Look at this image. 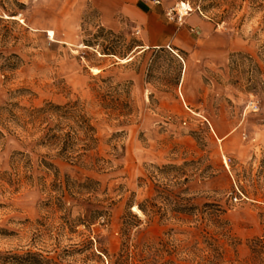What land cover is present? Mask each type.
Listing matches in <instances>:
<instances>
[{
  "label": "rangeland",
  "instance_id": "374dc122",
  "mask_svg": "<svg viewBox=\"0 0 264 264\" xmlns=\"http://www.w3.org/2000/svg\"><path fill=\"white\" fill-rule=\"evenodd\" d=\"M160 4L0 0V264H264V0Z\"/></svg>",
  "mask_w": 264,
  "mask_h": 264
},
{
  "label": "crops",
  "instance_id": "0c3cea01",
  "mask_svg": "<svg viewBox=\"0 0 264 264\" xmlns=\"http://www.w3.org/2000/svg\"><path fill=\"white\" fill-rule=\"evenodd\" d=\"M156 1L159 4H156ZM91 4L100 11L101 22L104 26L113 28L116 25L113 17L120 14L129 24L138 29L143 43L156 46L165 42V39H162L166 25L159 14L160 0H91ZM186 20L199 29L211 26L205 18L196 15H190Z\"/></svg>",
  "mask_w": 264,
  "mask_h": 264
},
{
  "label": "built area",
  "instance_id": "2783aa9c",
  "mask_svg": "<svg viewBox=\"0 0 264 264\" xmlns=\"http://www.w3.org/2000/svg\"><path fill=\"white\" fill-rule=\"evenodd\" d=\"M156 4H159L158 1L155 2ZM191 8L188 6V4L180 3L179 7L168 9L165 12V16L168 20H175L176 22H181L182 18L188 15V13L191 12Z\"/></svg>",
  "mask_w": 264,
  "mask_h": 264
},
{
  "label": "trees",
  "instance_id": "16d2710c",
  "mask_svg": "<svg viewBox=\"0 0 264 264\" xmlns=\"http://www.w3.org/2000/svg\"><path fill=\"white\" fill-rule=\"evenodd\" d=\"M59 111H62V114L60 113L61 115H59V117L64 116L63 114H66L65 112H63V111H65L63 107H59V106H56V105L55 106L54 105H50V108L47 111H46V109L43 108V109L38 110L37 112L40 113V114L42 113V114H50V115H52V114H56ZM48 129L50 130V128H48ZM49 138L57 140V139L61 138V136L60 135L59 136L58 135H49ZM137 208L143 214H145V209L141 205H138Z\"/></svg>",
  "mask_w": 264,
  "mask_h": 264
},
{
  "label": "bare ground",
  "instance_id": "6f19581e",
  "mask_svg": "<svg viewBox=\"0 0 264 264\" xmlns=\"http://www.w3.org/2000/svg\"><path fill=\"white\" fill-rule=\"evenodd\" d=\"M94 71H95V72H98V71L95 70V69H94ZM133 211H135V212H137V213H140V211H139L136 207L133 208Z\"/></svg>",
  "mask_w": 264,
  "mask_h": 264
}]
</instances>
